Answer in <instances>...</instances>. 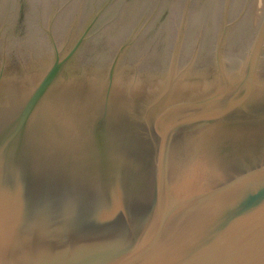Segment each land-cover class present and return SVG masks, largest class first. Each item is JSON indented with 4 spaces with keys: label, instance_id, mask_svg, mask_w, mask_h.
Here are the masks:
<instances>
[{
    "label": "rangeland",
    "instance_id": "1",
    "mask_svg": "<svg viewBox=\"0 0 264 264\" xmlns=\"http://www.w3.org/2000/svg\"><path fill=\"white\" fill-rule=\"evenodd\" d=\"M1 148L10 264L195 237L264 175V0H0Z\"/></svg>",
    "mask_w": 264,
    "mask_h": 264
},
{
    "label": "water",
    "instance_id": "2",
    "mask_svg": "<svg viewBox=\"0 0 264 264\" xmlns=\"http://www.w3.org/2000/svg\"><path fill=\"white\" fill-rule=\"evenodd\" d=\"M52 72L36 85L37 87L32 96L35 101L40 98V94L43 92L41 87L52 76ZM6 144L4 142L2 148ZM2 148L0 149V163H7L4 157L6 150L3 152ZM19 165L17 163L15 168H18ZM0 173H3L1 168ZM256 180L257 187L252 188L248 193L243 192L246 194V196L244 195L245 197L253 198L252 201L239 204L238 206L232 203L234 206L228 207L227 211L224 210L215 217H204L199 220L203 222L211 218L209 223L198 224L197 229L193 231V235H196L193 238L173 240L164 245L152 242L150 243L151 245L138 250L132 248L120 250L118 247L114 249V244L109 243L104 247V249L109 247L108 251L103 252L106 256H94L93 254L91 256L93 260L84 261L82 264H120L118 261H112V259L107 257L112 256L111 254L113 253L118 256H125L127 252L133 254L132 258H128L131 259L130 263L132 264L135 261L136 253L139 251L145 252L136 259H142L143 257L146 259L142 263L133 264H264V175H260V179L257 178ZM34 199L30 198L29 194L20 195L16 201H12V204L15 207L16 205L18 207L32 205ZM16 212L17 210L13 213L14 218ZM3 218L8 217L0 215V219ZM14 218L8 219L13 221ZM2 231L3 228H0V239L7 233L9 238L18 236L17 226L11 232ZM9 254L11 252L0 254V264H10V262L16 260V258L13 259L11 256L8 258Z\"/></svg>",
    "mask_w": 264,
    "mask_h": 264
}]
</instances>
